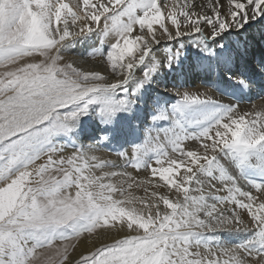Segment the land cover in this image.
I'll list each match as a JSON object with an SVG mask.
<instances>
[{
	"label": "snow or ice",
	"instance_id": "obj_1",
	"mask_svg": "<svg viewBox=\"0 0 264 264\" xmlns=\"http://www.w3.org/2000/svg\"><path fill=\"white\" fill-rule=\"evenodd\" d=\"M56 2L59 5L57 13L50 11L51 2L45 0L36 14L43 35L50 40L48 46H42L26 23H21L31 0H7L5 10L0 14V69H4L0 71V189L4 190L0 196V264H152V257L156 255L159 257L156 264H264V188L253 186L254 193L241 191L233 182L226 187L228 195L218 198L213 195L211 185L205 194V184L200 181H195L197 187L194 188L198 196L190 195L185 187L194 182L198 173L211 176L214 170L219 172L220 180L229 179L217 161L218 152L230 156L241 168L258 167L264 172V110L233 112L226 122L217 120L214 128L205 129L196 137L203 140L200 154L198 150L181 149L185 138L178 133L169 136L170 130H166L164 138L172 144V152L180 154L179 161L175 157L162 160L161 155L166 153L158 151L157 167L149 166L150 174L158 176L169 188L174 187V194H183L184 198L173 203L169 194L153 191V206L159 208L155 202L162 201L172 211L163 216L158 213L155 218L149 214L143 219L153 225V230L145 232L139 227L143 235H125L122 239L112 237L107 226L121 221L118 229L112 224L117 232L122 226L129 232L137 227L123 223L125 217L136 214L135 210L121 206L126 202L130 204L136 197L129 193L126 199L116 200L113 194L119 192L123 196L122 187L105 185L104 177L81 176L87 165L86 152L94 151L97 146L78 150L76 155L69 157L56 156L55 149L44 151L50 137L70 131L69 122L86 114L88 105L94 102L101 105L98 114L102 119L130 110L129 101H111L89 97V94L127 84L151 43L165 37H178L187 29L199 32L202 25L212 28L210 38L213 39L232 28L239 31L250 20L264 15V0H205L199 11L191 10L193 0H187L180 5L178 13L168 12L171 28L160 23L161 8L157 6V0H107V3L101 0L95 5L90 0H82V5L80 0H72L73 4H78L79 11L63 0ZM172 7L174 9L176 5ZM62 12L67 16L63 19L64 29L60 31L56 27L58 34L53 37L51 18L56 15V22H60ZM77 21L83 22L78 30ZM101 21L103 32L118 34L107 53L106 63L101 61L105 65L104 74L81 71L72 63L57 66L63 58L58 53L65 46L64 42L93 31ZM154 23L160 24L159 35L153 31ZM136 25L140 31L130 38ZM53 50L55 54L49 57ZM30 55H40L44 60L40 65L20 63ZM109 70L114 74L110 81L106 79ZM81 102H84L83 106H79ZM209 103H212L211 98L204 94L184 93L174 111L183 114L195 106ZM166 118L163 113L153 117L154 120ZM154 140L159 137L149 136L143 146L132 150L130 157L119 156L125 165L139 169L138 154L152 150L149 145ZM186 157L190 159L185 160ZM77 160H84L85 165L75 163ZM66 164L69 167H65ZM181 164L184 174L177 182L173 179V165L179 169ZM120 175L128 177L127 186L131 189L134 177L127 172ZM104 176L115 177L117 173L106 172ZM134 182L138 187L144 183ZM162 186L153 185L154 188ZM73 187L76 189L74 196L71 194ZM206 197L219 199L220 203L210 206ZM224 202L232 207H218ZM98 228L103 230L97 232ZM221 229L250 232L251 236L235 247L206 248V257L200 252L201 246L190 241L194 233ZM93 234L98 244L91 239ZM85 239L91 248H84L79 259L74 260L73 253ZM222 256L228 259H221Z\"/></svg>",
	"mask_w": 264,
	"mask_h": 264
},
{
	"label": "bare ground",
	"instance_id": "obj_2",
	"mask_svg": "<svg viewBox=\"0 0 264 264\" xmlns=\"http://www.w3.org/2000/svg\"><path fill=\"white\" fill-rule=\"evenodd\" d=\"M53 1L54 0H49V2L51 3ZM63 2L68 3L69 6L73 8V10H76L78 8V4H73L72 0H63ZM80 2L82 5V0H80ZM100 2L101 0H90V3L94 5ZM103 2L107 3V0H103ZM204 2L205 0H193V5H192L191 10L199 11L200 10L199 6ZM33 3L37 4L39 6V9L41 10V7L42 5H44L45 2H42L41 0H35L33 1ZM185 3H187V0H157V6L161 8L160 23H163L167 27L171 28L172 26H171L170 20L167 19L168 12L175 11L178 13L181 10L180 5L185 4ZM165 4H167V7H165ZM173 4L176 5L174 9L172 7ZM57 9L58 8L51 6L50 11L53 14H55L57 13ZM77 11H79V9H77ZM80 11H81V14H83V11H84L83 7H81ZM208 11L210 12L211 10L209 9ZM64 17L67 18L66 14H64L63 17L61 16L62 20L60 21L61 22L60 23V22H56V15L52 16L51 19L53 22V31H52L53 37H55L58 34L57 30L55 29L56 27H59L60 31H63L64 23L62 22H63ZM68 19H69V22H71V18L68 17ZM180 19L182 20L183 17H180ZM81 23L83 22L77 21V25H76L77 30H78V26ZM102 23L103 22H101L100 26L94 27L93 31L83 34L78 37H74L70 41L64 42L65 43V49H64L65 54L66 55H69V53L71 54L70 63H72L73 67H76L79 70L85 71V72L101 71V74L102 75L104 74L102 69L104 68L105 65L101 61H105L106 63V56H107V53L110 51V49L105 48L104 55L101 57L98 52V48H97L98 40L104 39L105 41H108V42L110 41L111 43H115L116 40L118 39V34L114 31H109L107 33L103 32ZM69 26L71 27V25ZM139 31H140L139 25H136L133 29V33L130 34V38H134L135 34H137ZM144 31L145 32L147 31L146 27ZM153 31L156 32L157 35L160 34V31L162 30L160 29L159 23L153 24ZM211 31H212V28L210 26L202 25L201 31L199 32H193L191 29H187V30H184V33L178 37L173 36L172 39H168L165 37L163 39H158L157 42L155 43H151L149 45L147 55H145L144 57V60L134 68L131 74V77L129 79L130 82L128 81L130 84L131 82L149 83V81L151 82L157 81L158 84L161 86L159 87L160 90L167 92V95L169 96L175 95V100L170 101V98L168 99V103L169 102L174 103L175 105L177 101L179 100L181 94H184V93L204 94L205 96L211 98L212 103L195 106L192 110H188L185 113L181 114L182 121L184 124V128H182V130L184 131L182 133H184L185 141L188 144L187 146H190V150H193V151L198 150V154L203 152V147H202L203 140L202 138L201 140H197L196 137H199L200 133H202L205 129L214 128L217 120H220L221 122H226L227 118L233 115V112L243 114L244 112L252 111L254 108L257 111L264 110V75H258L256 73L246 72V69H243L248 62L253 63L255 70H260L262 67L260 59L257 58L254 60V58L259 56V53H261L262 50H264V15L260 16L255 21L250 20L249 23L245 25L239 31H237L235 28H232L228 31L220 33L214 39L210 38ZM31 32L43 34L39 27V23L33 25ZM86 35L89 39L88 42L80 43L77 41L81 37H84ZM49 44H50V40L48 38H45V44H41V45L48 46ZM141 47L143 49V46ZM139 55L140 53L137 54V56ZM36 57L43 59V57L40 55H36ZM234 58L238 59L239 62L241 63V67H239V69H243L242 74L234 73L230 75V78H225L219 72L216 64L225 63V65H227V63H229V61L233 60ZM182 62L184 65L182 69L179 70L178 66L180 67ZM208 65H213L211 66L210 70L206 73L205 80L208 79V83L204 84V86H200L199 82L205 76L204 67ZM172 69L175 70L176 72L174 79H171L170 75H168V71ZM3 70L4 69H0V71H3ZM163 72H167V74H162ZM146 73H147V76H145ZM160 74L164 78L160 79L159 77ZM244 74L246 75L252 74L254 78L253 79L251 78L246 84L243 80L244 78L248 79V77H243L242 75ZM263 74H264V71H263ZM106 76H107L106 79L110 81L113 79L114 74H112L109 70V72L106 73ZM164 79L167 80L168 83ZM230 81H233L234 84L237 86V87L234 86L237 92H239L240 95L243 94L246 97V99L249 100V104L244 105V104L237 103L239 102L237 93L229 90L228 88H225L228 82ZM182 83L188 84L189 86L192 85L193 87L190 89L180 88ZM250 93H252L253 95H250ZM148 96L149 95L147 94L146 97ZM169 96H165L164 99H167ZM135 106H140V105L135 104ZM141 107L142 106H140V108L134 109V112L136 115H138V118L142 117L143 115V111ZM131 109L133 111V108ZM86 126L89 128V130H92V127H93L92 125L88 126V124H86ZM176 126L174 123V128ZM136 130L137 129H135L133 132L135 133L134 140L136 141L140 140L141 142V140L144 138V132L139 131L138 133L136 132ZM114 133H116L117 135L116 140L118 142L120 141V143L115 144V146L116 145L117 146H116V153L114 155H101L98 152H95V153L92 152L91 153L92 155L88 157L94 163L103 162L101 165L99 164L100 167H96V169L98 170L105 169L104 166L106 164H109L112 167L111 172L115 171L117 173V176L109 178L110 182L114 183V187L121 188L120 186L123 185V180H122L123 175H120V173L127 172L132 177H134V181L139 180L141 182H144L143 185L139 187L136 185V183L135 185L133 183L132 189H138V190L145 189V191L148 193H152L153 191H158L163 194H169L168 192H166V190H164L167 187V185H164V182L160 181L158 176L153 177L150 174L149 166L157 167L156 163H149L148 161L143 160L142 164L140 165L141 167H139V169H134V168H128L127 165H125V161L123 159H119V154H125L126 156L129 155L128 153L131 151L130 147L132 144V142H129V140H133V139L122 140L124 136V132L121 134L122 135L121 138L120 137L118 138L119 132L114 131ZM180 133H181V129H180ZM90 137H94V136H90ZM208 143H211V142L209 141ZM61 154H62L61 157H69V156L76 155L75 152L70 151L69 145H66L64 147L62 146ZM93 157H95V159H92ZM216 158H217V161H219L221 167L224 169V172L229 179L220 180L219 179L220 174L218 171H215V170L213 171L211 176L199 174L200 177L197 181H200L205 184V187H204L205 194H207L208 192V185H211L213 188V195H216L218 198H223L228 195L226 191V187L230 186L233 182L235 183L236 187L242 188V191H253L254 193L255 190L253 186H257V184L255 181H253L252 176H247L249 184L246 183L247 181L245 183L250 185V187L253 189L244 188L246 185L242 186L240 184L237 178L238 175L236 171L228 167V159L225 157V153L218 152L216 154ZM189 159L190 158H187V157L185 158V160H189ZM253 159L255 160V158ZM195 166L196 165H192V167L194 168ZM226 168H227V172H226ZM183 169H184V166H183ZM252 169H259V168L253 167ZM92 175H93L92 170H89L86 168L81 173L82 177L83 176L92 177ZM105 177L106 176H104V178ZM195 181L196 179L194 180L193 183H189L187 187L188 188L197 187V185L195 184ZM105 183L106 185L111 184L109 182H105ZM156 184L163 185V186L159 188H154L153 185H156ZM148 185L152 189H148L149 188ZM75 191L76 189L73 187L71 191L73 196L75 194ZM3 192L4 190L0 189V196L3 195ZM129 193H131L134 197L138 196L134 191H130L128 193H125L122 196L123 197L122 200L126 199ZM190 195L198 196L199 193L191 192ZM171 198L172 197H170V202H172ZM132 200H134V198ZM206 202L210 206H215L218 203H220V200L213 199L211 197H206ZM155 203L159 204V208H160V210L158 208L159 211L157 210V207H154L153 203H151L150 204V206H152L151 208H149L150 206H146L150 210L145 211V213L143 214L137 213L135 211L136 215L128 216L127 218L125 217L123 220V223L126 224L128 222L129 225H132L134 221H137V220L138 222L143 221V218H147L149 214H151V217L153 218L154 215H156L157 217L158 213L163 216V214H167V212L171 211L170 209H168V205L165 204L164 202L156 201ZM131 204H132V201L130 204L126 202L121 206L123 208L127 207L129 209L134 210ZM133 204L135 205L134 202ZM218 207L227 208V207H232V205H228L226 202H224L222 205H218ZM129 209H126V210H129ZM245 216H246V213H245ZM120 223L121 221H114V222H111L109 225L112 226V224H115L116 229H118L120 226ZM116 229H113L112 227L110 228L111 236L114 238L124 237L125 235H134L139 232L135 230L134 227L132 228L131 232H129V230L123 226L121 227L120 232H117ZM222 231L223 229L218 230L216 232H212V233H198V234L205 235V238L210 236L209 240L212 239L211 238L212 234H215L216 236L217 235L218 236L223 235L225 237L228 236L225 234L226 232L224 233V231L223 232ZM84 248H91V244L89 242H86L83 245H81L78 248V251L73 254V257L74 256L78 257L79 253L83 251Z\"/></svg>",
	"mask_w": 264,
	"mask_h": 264
},
{
	"label": "rangeland",
	"instance_id": "obj_3",
	"mask_svg": "<svg viewBox=\"0 0 264 264\" xmlns=\"http://www.w3.org/2000/svg\"><path fill=\"white\" fill-rule=\"evenodd\" d=\"M33 1H35V0H33ZM33 1L31 0L33 5L30 4L29 8H27L25 10L23 16L21 17V23L22 24L26 23L30 32L32 31L33 25L38 23L36 13H38L40 11L39 6L37 4H34ZM41 1L45 2V0H41ZM6 4H7V0H0V14H2L4 12ZM51 4L55 8H58V4H57L56 0H54ZM31 5H32V7H31ZM62 13L63 14H61V16L63 17L64 14H66V13H64V12H62ZM101 22H103V21H101ZM63 26H64V24H63ZM102 27H103V23H102ZM31 33L39 38V42L41 44H45V38L46 37L43 34L34 33V32H31ZM84 37H85V39H84ZM84 37H81L77 41L80 43L88 42L89 39H88L87 35ZM103 40L99 39L98 45H97L98 52H99L101 57L104 55V49L107 48V49L111 50V46L113 44L110 41L108 42V41L104 40V42H103ZM77 41H75V42H77ZM72 43H74V42H72ZM72 43H70V44H72ZM64 49H65V46L61 47L60 51L58 53V55L63 57L61 60H59L57 62V66H59V67H63L66 63L71 62V57H70L71 54L69 53V55H66ZM263 53H264V50H262V52L259 53V56L254 58V60L257 58L260 59L261 64H262V67L260 70H255L253 63H251V62H248L243 69H246V72L256 73L258 75H264L263 74V71H264V55H263ZM54 54H55V50H53V52L49 53V57H51ZM43 60H44V58L40 59V58H37L36 55H30V56L26 57L25 59H22L20 61V63L21 64L28 63L31 65H40ZM237 60L238 59L234 58L233 60H230L229 63H227V65H225V63L216 64L218 67V70L222 74V76H224L225 78H230V75H232L234 73L242 74L243 69H239V67H241V63L239 62V60L238 61ZM183 65L184 64L182 62L180 67L178 66L179 70L182 69ZM211 66H213V65H208V66L204 67L205 76L201 80L203 82H201V81L199 82L200 86H204V84L208 83V79L205 80V77H206V73L210 70ZM183 70H184V68H183ZM162 74H167V72H163ZM168 75H170L171 79H174V77L176 75L175 70H173V69L169 70ZM242 76L248 77V79L244 78V80H243L246 84L248 83V81L251 78L252 79L254 78L252 74H250V75L244 74ZM159 77H160V79L164 78L161 76V74L159 75ZM165 81L168 83L167 80H165ZM129 82H130V80H129ZM129 82L123 86H120L119 88H116V89H106V90L98 91L96 93H91V94H89V97L103 98V99H107V100H111V101H117V100L123 99V100L130 102V104H131L130 110L116 112L114 115H112L110 117V119H102L100 117V115L98 114L101 105L99 103L94 102L93 104L88 105V107L86 109V114L80 115V116H78L77 119L69 122L70 131H68L67 133L61 132V133H58V134L50 137L49 138V144L45 146L44 151H48L49 149H55L56 150V156L61 157L62 156V154H61L62 146L64 147L66 145H69L71 152H77L78 150H84V149H87L89 146H97V148L92 152H94V153L98 152L101 155H114L116 153V146H117V145L115 146V144L120 143V141L118 142L116 140L117 135H116V133H114V131H115V132H119L118 138L119 137L121 138V136H122L121 134L124 132V136H123L122 140L133 139V140H129V142H132L131 147H130L131 151L128 153L129 155L127 154L129 157L131 155L132 150L134 148H136L137 146H143L146 139L149 136H151L153 138L159 137V140H154L152 142V144L149 145V147L152 150H150L148 153H139L138 154V159L140 161V165L142 164L143 160H146L149 163H155L156 158H158L157 157L158 151L161 153H166V155H161L160 158L162 160H167L168 157H175L179 161L180 154L179 153H173L172 152V144H170L164 138L166 130H170L169 136H171L172 133H178L182 137H184V133H182L184 131V130H182V128H184L182 116L180 113H175V111H174L175 104L174 103H170V102L168 103L169 98H170V101L175 100V95L169 96V95H167V92L160 90L159 87H161V86L158 84L157 81L156 82L155 81L154 82L149 81V83L131 82V84ZM234 86H236L234 84V82L230 81V82H228V84L225 88H228L229 90L237 93L238 100H239V102H237L238 104H244V105L249 104V100L246 99V97L243 94L240 95L239 92H237V90L234 88ZM192 87H193L192 85L189 86L188 84L182 83L180 88L190 89ZM262 89H263V87H262ZM147 94L149 95L148 97H146ZM250 95H253V94L250 93ZM165 96H169V97L167 99H164ZM142 97H143V99H142ZM86 99H88V98H86ZM229 100H231V99H229ZM83 103L84 102H81V104L79 106H83ZM135 104L142 106L141 107L142 111H143L142 117L138 118V115L135 114L134 109L140 108V106H135ZM131 108H133V111ZM160 113H163L168 118L154 120L153 117L157 116ZM63 114L64 113L61 112V115H63ZM174 123H175V126L177 125L175 128H174ZM86 124H88V126L92 125L93 126L92 130H89V128L86 126ZM179 126L180 127L182 126V127L180 128ZM135 129H137L136 132H138V133H139V131L144 132V138L141 140V142H140V140H138V141L134 140L135 133H133V132ZM180 129H181V133H180ZM82 136H84V137H82ZM90 136H94V137H90ZM141 137H142V135H141ZM187 145L188 144L186 143V141L184 139L180 145V148L183 149L184 151H188V150H190V146H187ZM192 148H194V147H192ZM92 152H86L87 165L84 167V169L86 168V169L92 170V172H93L92 177L93 178L104 177V173H106V172L110 173L112 171V167L109 164H106L104 166L105 169H102V170L96 169L95 165H99V164L101 165L103 162L102 163L101 162L94 163L93 161H91L88 157L90 155H92L91 154ZM225 157L228 159V167L236 171V173L238 175L237 178H238V181L240 182V184L242 186L246 185L244 188L253 189L250 187V185H248L249 181L247 179V176H252V179H253V181L256 182L257 186H259L261 188L264 187V172H262L259 169L241 168L236 164L234 159H232L230 156L225 155ZM119 159H122V158L119 156ZM75 163L80 164L82 166L85 165L84 160H77V161H75ZM165 164H166L165 166H168L167 163H165ZM225 164H227V163H225ZM183 166L184 165L181 164V168L177 169L175 167V165H173V170H174L173 179L177 180V182H180V177L184 174ZM65 167H69V166L65 165ZM127 167L128 168H134V167H131L130 165L129 166L127 165ZM134 169H136V168H134ZM226 172H227V168H226ZM110 177L111 176H106L104 178V181H102V182L105 185H106L105 182L111 183L109 180ZM199 177H200V175L198 173L197 176L194 178V180L196 179V181H197L199 179ZM256 177H258V178H256ZM122 180H123V185L120 187H122L124 194L128 193L130 191H134L138 195L136 197V199L132 200L131 206L133 207V209L137 213H142V214L145 213V211L150 210L149 208L152 207V206H150V204L153 203L152 193L146 192L145 189L138 190V189H132L131 188V190H130L127 186L128 182H129L128 177L123 175ZM137 181H139V180H137ZM82 182L87 183V181H82ZM245 182L248 184H246ZM133 183L135 185V182H133ZM111 184L114 185V183H111ZM148 187H149L148 189H152L149 185H148ZM185 187L187 188L189 194L191 192H195L194 188H188L187 185ZM96 190H99V189H96ZM164 190H166V192L169 193L170 197H172L171 200L173 203L177 202V200L182 201L184 198L183 194H179V196L174 194L175 193L174 187L169 188L167 186ZM240 190L242 191V188H240ZM105 191H106V189H105ZM195 193H197V192H195ZM71 194H72V192H71ZM113 198L116 200H122L123 199V197L119 194V192L114 193ZM145 201L147 202V206H150L149 208L146 207ZM133 202L135 203V205L133 204ZM213 205H215V204H213ZM160 206H162V205H160ZM126 209H129V208L126 207ZM157 210H158V208H157ZM159 210H160V208H159ZM189 210L191 211V209H189ZM176 211L178 212L179 209H177ZM198 215H200V214H198ZM201 216H203V213H201ZM155 217H156V215L153 216V218H155ZM132 225H136L137 227L134 226V228H135V230L139 231L137 234H134L133 236L144 234V232H142L143 230H138L139 227H143L145 232H147L149 230H153V225L145 223L144 219H143V221H140V222H138V220L134 221L132 223ZM107 227H108V229H110L112 226L108 225ZM102 230L103 229L98 228L96 231L99 232ZM193 230L199 231V229H193ZM223 231H224V233L226 232L225 234L228 236H226V237L223 235H219V236L217 235L216 236L215 234H212L211 235L212 239L209 240L210 236L205 238V235H199L198 233H194L193 237L190 238V241L192 243L199 244L201 246L200 252L206 257L208 255L206 248H209V249H221V248L227 249V248L235 247L237 245L244 243L251 236L250 232L233 231V230H226V229H223ZM81 235L87 236L88 234L87 233H81ZM119 238L122 239L124 237H119ZM82 239H83V237H82ZM91 239L93 241L99 243L95 234H93L91 236ZM100 239H104V240H106V242H112L111 239H107L105 237H101ZM86 242H89V241L87 239H85L84 243H86ZM56 243L59 244V242H56ZM72 243H76V241H72ZM190 250H195V249H190ZM77 251H78V249H77ZM69 252L70 253L72 252L71 248L69 249ZM142 255H143V253H142ZM220 258L221 259H228L227 256H222ZM75 259H79V256L78 257L74 256V260ZM158 259H159L158 255L153 256L152 257V264H156Z\"/></svg>",
	"mask_w": 264,
	"mask_h": 264
}]
</instances>
